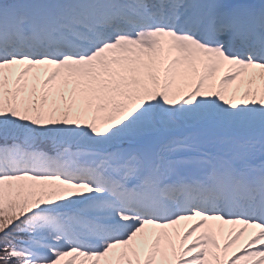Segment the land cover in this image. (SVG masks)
I'll return each mask as SVG.
<instances>
[{
    "label": "snow or ice",
    "instance_id": "obj_1",
    "mask_svg": "<svg viewBox=\"0 0 264 264\" xmlns=\"http://www.w3.org/2000/svg\"><path fill=\"white\" fill-rule=\"evenodd\" d=\"M0 264H264V0H0Z\"/></svg>",
    "mask_w": 264,
    "mask_h": 264
},
{
    "label": "rangeland",
    "instance_id": "obj_2",
    "mask_svg": "<svg viewBox=\"0 0 264 264\" xmlns=\"http://www.w3.org/2000/svg\"><path fill=\"white\" fill-rule=\"evenodd\" d=\"M203 72V68H201V73ZM227 72V67L226 66H223L221 67L214 75L213 77V83H215L216 87L219 88L220 86V81L222 79V77L225 75V73ZM194 83V80L193 79H190L188 81H186V84H185V90H187L188 88H190ZM230 90H235L236 88H243V85L241 84L240 81H237L235 84H232L230 86H228ZM193 222L192 221H186V222H182L181 224V229H183L184 227L192 224Z\"/></svg>",
    "mask_w": 264,
    "mask_h": 264
}]
</instances>
